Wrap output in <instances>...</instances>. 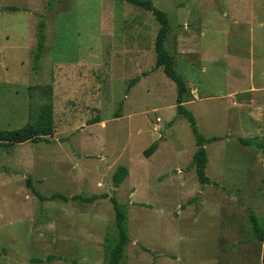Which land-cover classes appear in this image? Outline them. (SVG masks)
I'll return each instance as SVG.
<instances>
[{
  "label": "rangeland",
  "instance_id": "1",
  "mask_svg": "<svg viewBox=\"0 0 264 264\" xmlns=\"http://www.w3.org/2000/svg\"><path fill=\"white\" fill-rule=\"evenodd\" d=\"M153 1L168 13L176 69L198 95L187 107L203 134L223 137L206 145L212 183L197 179L176 83L152 70V12L125 0H0V130L25 126L46 103L55 115L51 143L0 147V264H109L112 196L128 212L120 264H262L250 217L264 219V0ZM157 140L160 152L145 157ZM166 150L171 158L159 160ZM120 165L129 176L116 187ZM34 189L109 197L42 200Z\"/></svg>",
  "mask_w": 264,
  "mask_h": 264
},
{
  "label": "trees",
  "instance_id": "2",
  "mask_svg": "<svg viewBox=\"0 0 264 264\" xmlns=\"http://www.w3.org/2000/svg\"><path fill=\"white\" fill-rule=\"evenodd\" d=\"M134 6L143 8L147 11L152 12L156 19L160 22V28L155 39V50H156V62L152 70L162 68L164 73L171 78L177 86V104L176 109L178 115L186 117L190 124L191 131L196 141L197 149L193 155V166L195 167L196 175L199 182L202 185L212 183L208 176L206 169L208 165V152L206 144L221 140L220 136L207 137L203 134L198 126L197 119L194 113L186 106L188 96L191 94L190 88L187 85L186 80L180 75L176 69L177 58L166 48V41L168 36L172 32V27L168 13L158 8L153 0H125ZM9 10H18L15 6L8 7ZM45 23L40 24L38 32V53L36 59L39 60L45 49ZM148 73H143L147 75ZM141 79V76L133 78L128 85V90L135 86ZM120 114L116 113V117ZM101 118L96 117L89 124L100 122ZM55 133V115L53 107L50 103H46L37 114L32 115V119L23 127L18 129H2L0 130V147L10 149L16 144H22L25 142H47L51 143L50 139ZM241 142L248 144L251 143V139L240 138ZM159 142H154L149 148L144 150V155L150 157L158 148ZM263 149V143L260 145ZM129 176V169L120 165L113 176V182L116 187H119ZM31 184L30 181H28ZM34 192L42 200H54L61 198L65 201L69 200H81L84 202H95L101 198L109 197L108 194H93L91 196L74 195L68 197L63 193H54L51 197H45L34 189ZM115 210V225L117 230V236L114 238H106V250L109 253L108 263L109 264H120L123 257L125 256L127 245L130 242L129 226H128V212L124 209L121 203L115 196L111 197ZM251 222L253 224L254 238L264 243V219L261 220L255 214H252ZM54 256L49 255L47 260L50 261ZM264 264V245H263V258Z\"/></svg>",
  "mask_w": 264,
  "mask_h": 264
},
{
  "label": "crops",
  "instance_id": "3",
  "mask_svg": "<svg viewBox=\"0 0 264 264\" xmlns=\"http://www.w3.org/2000/svg\"><path fill=\"white\" fill-rule=\"evenodd\" d=\"M187 85H188V83H187ZM188 87L190 88V91H191V94H193L194 95V100H192V101H190V102H186V106H187V104H189V103H191V102H195V101H198L199 99H198V95L196 94V90H194L193 88L191 89V87L188 85ZM241 90V89H240ZM238 91L239 90H237V89H235V90H233L231 93H229V95H235V94H237L238 93ZM237 107L238 108H242L243 107V104H238L237 105ZM193 112V111H192ZM194 113V112H193ZM195 115V114H194ZM196 117V116H195ZM228 117H229V115H228ZM232 117H233V119L236 121L237 120V118L238 119H240L239 117H238V114L236 115V113H234V115H232V116H230L228 119L230 120H232ZM197 119V118H196ZM102 121V120H101ZM100 121V122H101ZM237 122V121H236ZM98 123V122H97ZM197 123H198V121H197ZM92 124H94V123H92ZM208 126V125H207ZM200 129V128H199ZM234 131H241V129L240 130H234ZM214 136H219V135H214ZM208 137V136H207ZM210 137H212V136H210ZM220 137H222V136H220ZM240 138H246V139H250V138H247V137H239V139ZM222 139H223V137H222ZM221 139V140H222ZM252 140V139H251ZM158 142H159V146H158V148H157V150L150 156V157H147V158H150V159H152V157H154L155 155H156V153L158 154L159 152H160V150L162 149V146L164 145V143L165 142H160L159 140H157ZM218 141H220V140H218ZM241 141V140H240ZM215 142H217V141H215ZM211 143H213V142H211ZM208 144H210V143H207L206 145H208ZM263 145H264V143H263ZM196 147H197V145H196ZM171 147H169V149H170ZM177 149L178 148H175L174 150L172 149V151H173V153H171V152H169V150H166L167 152H164L160 157H159V160L161 159L162 161L165 159L166 161L169 159V158H171V156L170 157H167V155L169 154V153H171V155H174V156H176L177 154L179 155V153L177 152ZM207 149V148H206ZM207 152H208V150H207ZM195 153V152H194ZM143 155H144V151H143ZM194 155V154H193ZM145 156V155H144ZM208 156H209V154H208ZM146 157V156H145ZM178 158V157H177ZM208 162H209V157H208ZM207 167H208V165H207ZM195 168V167H194ZM175 169H178V168H175ZM178 171H180V170H178ZM208 170L206 169V172H207ZM196 172V171H195ZM197 176V175H196ZM209 176V175H208ZM198 179V178H197ZM212 181V180H211ZM211 184V183H210ZM206 185V184H205ZM262 258H263V251H262V254H261V262H262ZM262 264H263V262H262Z\"/></svg>",
  "mask_w": 264,
  "mask_h": 264
}]
</instances>
